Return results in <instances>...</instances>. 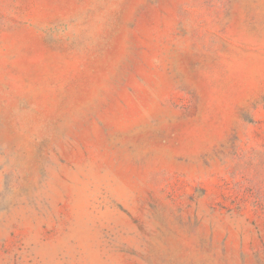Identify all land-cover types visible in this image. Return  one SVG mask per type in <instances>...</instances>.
Here are the masks:
<instances>
[{
  "label": "rangeland",
  "instance_id": "374dc122",
  "mask_svg": "<svg viewBox=\"0 0 264 264\" xmlns=\"http://www.w3.org/2000/svg\"><path fill=\"white\" fill-rule=\"evenodd\" d=\"M0 264H264V0H0Z\"/></svg>",
  "mask_w": 264,
  "mask_h": 264
}]
</instances>
